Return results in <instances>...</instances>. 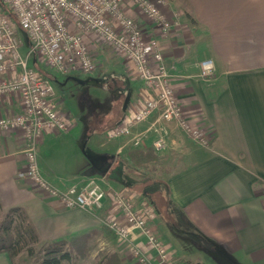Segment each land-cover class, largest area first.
<instances>
[{"label": "crops", "instance_id": "obj_1", "mask_svg": "<svg viewBox=\"0 0 264 264\" xmlns=\"http://www.w3.org/2000/svg\"><path fill=\"white\" fill-rule=\"evenodd\" d=\"M167 1L165 14L178 13L180 25L157 36L160 53L185 117L210 130V144L193 142L175 122L158 119V112L127 136L100 138V130L125 118L150 94L134 76L131 63L116 55L111 80L117 81V91L85 97L93 113L98 108L96 119L105 118L106 125L85 132L80 128L84 135L78 139L74 131L78 126L73 119L70 122L55 93L52 102L66 116L67 130L46 131L36 147L41 174L55 187L81 186L96 178L107 193L101 210L67 208L17 177L25 164L20 130L0 131V203L4 209L24 208L39 240L47 242L98 231L111 209V190L123 188L136 201L151 198L157 208L152 221L155 235L166 243L173 259L264 264V0ZM130 12L144 20L134 8ZM153 31L147 28L148 33ZM203 59L212 60L214 73L209 79L198 77ZM17 111L15 94L0 97V115ZM150 127L165 139L160 151L152 147L156 132ZM136 134L141 136L137 145ZM146 148L161 160L147 169L132 154ZM130 240L154 255L142 236ZM116 242L121 262L136 264L128 243ZM0 264H12L6 252H0Z\"/></svg>", "mask_w": 264, "mask_h": 264}, {"label": "built area", "instance_id": "obj_2", "mask_svg": "<svg viewBox=\"0 0 264 264\" xmlns=\"http://www.w3.org/2000/svg\"><path fill=\"white\" fill-rule=\"evenodd\" d=\"M6 4L10 13L2 4ZM0 3V97L15 94L19 111L0 115V131L20 130L23 137L24 167L16 176L31 181L36 188L55 198L67 208L101 210L106 190L96 178L81 186L55 187L43 174L37 162V149L42 135L48 131H66L68 120L52 102L54 87L44 75L28 63L34 53L43 63L58 73H92L97 66L88 42L102 43L114 55L131 63L133 74L149 89L150 94L128 115L109 127L106 138L131 134L132 128L146 121L153 113L165 122H175L193 142L208 146L212 140L209 129L191 123L184 115L174 93L170 74L160 53L157 36L167 35L180 25L179 14H165V0H1ZM130 8L142 19L131 15ZM25 32L29 48L22 54L21 37L16 25ZM146 24V25H145ZM152 27L153 33L147 28ZM211 59L199 62V76L213 75ZM151 142L155 151L164 148L165 139L157 129ZM140 134L133 137L139 143ZM110 207L103 224L119 242L128 243V252L136 264H173L166 243L155 235L154 209L151 204L135 200L126 189L111 190ZM142 236L148 254L131 243L132 236Z\"/></svg>", "mask_w": 264, "mask_h": 264}, {"label": "rangeland", "instance_id": "obj_3", "mask_svg": "<svg viewBox=\"0 0 264 264\" xmlns=\"http://www.w3.org/2000/svg\"><path fill=\"white\" fill-rule=\"evenodd\" d=\"M165 1L168 2L167 0ZM22 31L23 30L21 29L20 32L23 36V43L21 44L22 46L20 51L21 53H25L30 45H28V40L25 38L24 32ZM88 43L92 49V54L93 56H95V59L97 61V66L95 67L96 69L89 74L81 73L79 70L73 71L72 73H70V75H68L69 73H58L46 66L43 61L38 58V56H36L34 53H30L27 57L28 63L36 71L40 72L48 80H50V83L54 87V92L56 90L55 93L59 97L58 100L60 101L62 99V102L65 106L63 107V109L68 111L70 122L73 119L72 121L74 123L76 122V125L78 126L74 130L76 131V134H78V139H80L81 136L84 135V133L82 132H85L87 128L91 130L93 128H100L103 125H106L105 118H101L98 120L96 119L97 107H95V109L93 108V111H96V113H93L92 109L89 108L92 103L88 102L85 97H87L88 95H94L98 97L99 95H108L112 92L117 91V85H115L117 81L111 80V77L115 72V67L113 65L117 64L115 62L119 60L118 57L114 55L113 52H111L110 49L102 43H93L92 41ZM76 100L79 101L78 105ZM78 108L82 110V114L79 116L77 115L78 111L80 112ZM80 128L82 129V132L78 130ZM106 130L107 129H104V132H106ZM102 132L103 131L100 130L98 134L100 138L104 139L106 136L105 133ZM88 150H91L93 152H99L98 149H95V146H89ZM141 165L146 169L147 167H149V165ZM164 171L166 170L164 169ZM146 176L152 177L151 174H147ZM153 176L155 175L153 174ZM142 201L151 204L152 209H154V212L156 213L157 208L155 209V204L153 203L151 198H144L142 199ZM158 208H160V206ZM113 236L114 235L112 234V232L109 231L103 224L100 225V227L98 228V233L93 238V245L92 249H90V254L83 261L86 262V264H94L93 262L97 251L103 249L115 250L117 248V242L115 237ZM40 245V243L34 245V249L37 250ZM18 255L16 259L17 264H35V261L33 260L34 258L29 256L24 251L19 252Z\"/></svg>", "mask_w": 264, "mask_h": 264}, {"label": "trees", "instance_id": "obj_4", "mask_svg": "<svg viewBox=\"0 0 264 264\" xmlns=\"http://www.w3.org/2000/svg\"><path fill=\"white\" fill-rule=\"evenodd\" d=\"M1 4V7L10 13V9L6 7L7 5ZM20 28L17 24L15 33L21 37L23 43V36L20 32L22 28ZM24 35L28 40L25 32ZM132 154L136 155L137 160H140L139 163L144 166L159 164L161 161L160 157L151 148L141 151L135 149ZM97 233L96 229H91L76 236L41 242L37 230L24 208L11 206L4 209L0 203V252H6L12 264H17L15 258L22 251L34 258L35 264H86L83 260L89 256L93 238ZM38 243L41 245L35 250L34 245ZM172 260L173 264H207L201 260L183 259L181 257ZM121 261V256L116 249H103L97 251L93 263L123 264Z\"/></svg>", "mask_w": 264, "mask_h": 264}]
</instances>
